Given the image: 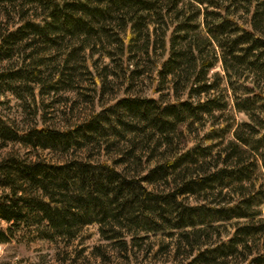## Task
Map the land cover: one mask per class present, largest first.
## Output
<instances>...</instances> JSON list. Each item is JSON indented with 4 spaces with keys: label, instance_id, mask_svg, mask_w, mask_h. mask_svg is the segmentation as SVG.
Here are the masks:
<instances>
[{
    "label": "trees",
    "instance_id": "16d2710c",
    "mask_svg": "<svg viewBox=\"0 0 264 264\" xmlns=\"http://www.w3.org/2000/svg\"><path fill=\"white\" fill-rule=\"evenodd\" d=\"M0 5L16 9L19 17L18 28L0 34V61L31 37L49 45L57 35L96 41L111 63L112 53L129 56V92L135 76L153 75L158 95L127 96L64 133L22 132L0 118L1 143L68 151L82 145L79 138L90 140L89 132L99 134L112 117L127 115L144 126L130 131L147 132L150 140L158 136V147H165L163 162L142 178L117 168L121 161L46 164L7 156L0 161L1 245L77 242L98 225L103 239L126 248L124 239L131 236L134 245L140 232L177 230L189 250L186 264H264V0ZM217 67L221 71L213 72ZM22 71L0 74V92ZM237 114L246 120L239 123ZM182 128L194 135V144L174 149L173 137ZM169 177L179 186L167 194L144 187ZM186 196L195 202L180 199Z\"/></svg>",
    "mask_w": 264,
    "mask_h": 264
},
{
    "label": "rangeland",
    "instance_id": "374dc122",
    "mask_svg": "<svg viewBox=\"0 0 264 264\" xmlns=\"http://www.w3.org/2000/svg\"><path fill=\"white\" fill-rule=\"evenodd\" d=\"M16 12V9L0 5V34L3 30L18 28ZM29 40H35L33 45ZM110 56L102 50L99 42L83 43L81 39L70 36L57 35L53 45L43 38L25 40L14 48L11 58L0 61V74L5 78L23 70L18 79L6 81L3 85L0 118L22 132L48 129L64 133L88 123L102 110L127 96L158 98L154 92L153 75L146 78L135 76L129 92L127 83H130V73L126 66L129 56L120 57L118 52L112 53V60L116 63H111ZM220 71V67L213 70ZM236 118L239 123L246 120L242 114H237ZM120 120L112 117L103 124L99 134L89 132L90 140L79 138L82 145L79 148L72 146L68 151L0 142V161L9 155L46 164H66L73 160L94 164H117L121 161L123 165L117 168L125 170L129 176L142 178L163 162L165 147H158L155 141L158 136L150 140L147 132L129 130L130 126L143 128V124H136L127 115H122ZM180 131L177 132L179 136L173 137L174 149L186 150L194 144L195 137L183 128ZM172 179L144 183V187L156 195H164L179 186ZM188 198L191 197L180 199L185 203L195 202ZM0 226L4 224L0 222ZM170 232L173 235H168L167 231L149 235L140 232L135 236L134 245L133 238L126 237L127 247L124 248L119 241L103 239L99 226L93 225L83 232L81 241L77 242L38 240L31 243L27 240L0 244V264H186L189 250L180 242L183 231Z\"/></svg>",
    "mask_w": 264,
    "mask_h": 264
}]
</instances>
